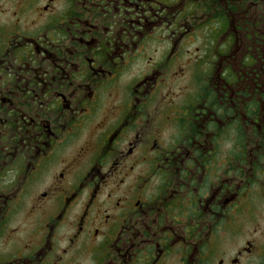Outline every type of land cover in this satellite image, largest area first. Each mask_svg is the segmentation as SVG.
Listing matches in <instances>:
<instances>
[{
  "label": "flooded vegetation",
  "instance_id": "af4514ba",
  "mask_svg": "<svg viewBox=\"0 0 264 264\" xmlns=\"http://www.w3.org/2000/svg\"><path fill=\"white\" fill-rule=\"evenodd\" d=\"M0 264H264V0H0Z\"/></svg>",
  "mask_w": 264,
  "mask_h": 264
},
{
  "label": "rangeland",
  "instance_id": "374dc122",
  "mask_svg": "<svg viewBox=\"0 0 264 264\" xmlns=\"http://www.w3.org/2000/svg\"><path fill=\"white\" fill-rule=\"evenodd\" d=\"M194 64V63H193ZM196 64V63H195ZM195 66V65H194ZM197 68L198 67H196V71H197ZM191 70H192V73L190 74V76H191V78H193L192 76H193V67L191 68ZM193 80L192 79H183V78H180L179 79V81L178 82H180L179 84H177V83H175L176 84V87H178V88H180L181 89V87L180 86H183V87H185V89H186V92H189V91H191L192 90V88H194V86H193V82H192ZM184 90V89H183ZM185 91V90H184Z\"/></svg>",
  "mask_w": 264,
  "mask_h": 264
},
{
  "label": "trees",
  "instance_id": "16d2710c",
  "mask_svg": "<svg viewBox=\"0 0 264 264\" xmlns=\"http://www.w3.org/2000/svg\"><path fill=\"white\" fill-rule=\"evenodd\" d=\"M230 6L233 7V10L236 11V7L235 5H233L231 2H230Z\"/></svg>",
  "mask_w": 264,
  "mask_h": 264
}]
</instances>
